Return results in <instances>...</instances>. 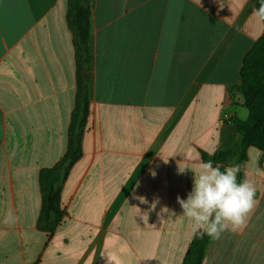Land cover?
Masks as SVG:
<instances>
[{
	"label": "crops",
	"instance_id": "crops-1",
	"mask_svg": "<svg viewBox=\"0 0 264 264\" xmlns=\"http://www.w3.org/2000/svg\"><path fill=\"white\" fill-rule=\"evenodd\" d=\"M91 2L82 155L48 231L40 174L67 152L78 88L69 0H0V264H183L196 235L176 197L238 142L233 88L264 23L251 0ZM218 164L242 165L256 205L203 264H264V150Z\"/></svg>",
	"mask_w": 264,
	"mask_h": 264
},
{
	"label": "trees",
	"instance_id": "trees-1",
	"mask_svg": "<svg viewBox=\"0 0 264 264\" xmlns=\"http://www.w3.org/2000/svg\"><path fill=\"white\" fill-rule=\"evenodd\" d=\"M259 7L260 0H251ZM91 0H69L67 19L74 35L77 61V99L69 128V141L64 157L53 167L41 171L40 183L44 195L39 225L52 231L62 217L60 210L63 184L82 155V137L89 114V71L91 66L89 40L92 30ZM240 83L233 89L244 98L243 106L249 110L247 120L234 119L239 140L232 150L219 152L214 163L239 154L241 161L247 159V149L264 150V33L246 53L240 71ZM207 160V155L203 154ZM242 180V171L238 176ZM210 237L196 235L189 246L183 264H203Z\"/></svg>",
	"mask_w": 264,
	"mask_h": 264
},
{
	"label": "clouds",
	"instance_id": "clouds-1",
	"mask_svg": "<svg viewBox=\"0 0 264 264\" xmlns=\"http://www.w3.org/2000/svg\"><path fill=\"white\" fill-rule=\"evenodd\" d=\"M253 16L258 23H264V0L253 10ZM186 169L191 168L180 169V172ZM191 170L194 172L192 189L186 199L177 196L176 200L182 215L192 222L193 233L218 240L225 231L243 229L256 205V188L248 179H238L242 165H214L210 159L202 161L198 171ZM139 199L145 202L143 197ZM14 221L15 217L9 213L4 222Z\"/></svg>",
	"mask_w": 264,
	"mask_h": 264
}]
</instances>
